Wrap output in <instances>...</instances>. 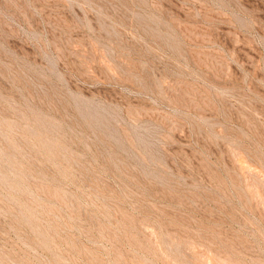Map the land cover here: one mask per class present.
<instances>
[{
  "label": "rangeland",
  "instance_id": "1",
  "mask_svg": "<svg viewBox=\"0 0 264 264\" xmlns=\"http://www.w3.org/2000/svg\"><path fill=\"white\" fill-rule=\"evenodd\" d=\"M0 264H264V0H0Z\"/></svg>",
  "mask_w": 264,
  "mask_h": 264
}]
</instances>
